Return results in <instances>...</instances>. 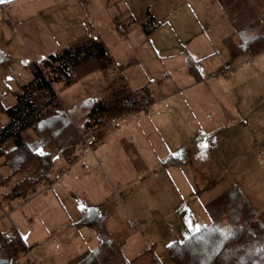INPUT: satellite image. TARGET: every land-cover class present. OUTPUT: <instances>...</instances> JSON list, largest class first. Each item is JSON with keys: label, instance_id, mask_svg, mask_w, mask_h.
Wrapping results in <instances>:
<instances>
[{"label": "rangeland", "instance_id": "rangeland-1", "mask_svg": "<svg viewBox=\"0 0 264 264\" xmlns=\"http://www.w3.org/2000/svg\"><path fill=\"white\" fill-rule=\"evenodd\" d=\"M105 2L106 5L108 3L107 9L101 7L103 1L98 0H17L0 7V97L3 104L13 106L20 85L31 79L27 64L72 45L81 37L95 39L106 44L108 54L118 65L132 58L137 61L144 59L141 66L136 67L129 62L123 70L135 81L136 88L151 85L156 95V85L160 78L163 79V98L175 95L171 98L173 101L170 99L171 103L168 102L169 107H165V120L195 122L188 112L192 110L203 129L228 127L216 139H224L219 142L223 154L225 145L230 148L227 155L212 159L215 172L208 173L202 169L203 155L200 151L193 153L189 144L182 146L184 154L173 152L170 160L165 159L163 166H157L153 174H158L155 178L163 193V225L147 223L153 210L160 209V205L156 204L155 198L151 199L149 194L140 191L144 187L141 181L137 183L139 189L136 186L134 197H128L119 191L114 177L100 158H92L88 152L81 156V161L89 160L82 163L86 172L79 174L75 181L71 179V189L63 196L66 200L62 198L67 207L72 201L84 205L91 201L94 203L97 184L106 187L108 198L110 194H118L120 223L127 240L123 248L119 247L121 254L106 264L112 261L111 264H126L152 244L156 245L159 262L172 264L167 253L171 243L184 241L202 227L223 225L221 214L215 213L209 219L205 217V208L200 200L207 204L214 195L215 198L229 187H242L252 200L255 211L250 208L255 218L264 221V52L254 57L243 55L236 58L228 53L223 43L226 36L240 29H252L254 34L264 30V0H242V7L247 9L242 15L231 13L229 8L234 13L236 9L231 2L232 7H229L227 0V5L219 0ZM239 5L237 12H240ZM130 11L131 15L123 18ZM141 12L146 15L145 23L141 26L132 23L133 27H130L128 21ZM240 16L241 21L237 18ZM152 17L155 20H151ZM93 19L99 21L97 26L92 25ZM119 19L124 31L119 29ZM88 21L90 25H86ZM159 23H163V29L155 30L150 35L151 40H145L148 33L143 28L152 30ZM235 39L238 41V37ZM119 71L114 65L98 73V76H103V89H108ZM75 86L80 88L78 95H82V82ZM56 89L63 97V91L68 88L57 86ZM89 95L96 94L90 92ZM183 98L189 107L183 103ZM164 101L167 102L166 99ZM88 103L83 105L87 108ZM89 107L91 110V104ZM143 113L140 112L139 116ZM137 115L129 118L138 122ZM6 121V115H1L0 124ZM177 132L172 130V134ZM172 134L169 139L173 142L182 139L174 141ZM25 135L34 138L35 132L28 129ZM179 144L176 143L177 146ZM39 151L47 152L46 149ZM194 157L199 159L194 161ZM174 158H180L179 163ZM170 166L173 169H165ZM6 167L4 163L0 165V232H12L24 243L22 257L17 264H36L34 261L39 264H76L78 261V264L86 261L99 264V257L95 256L97 261L89 259L88 250L79 252L72 248L80 243V240H74L79 232L75 226L62 224L52 228L44 215L34 213L35 203L28 199L30 195L26 198L28 200L6 196L11 191L4 178ZM79 168L82 165L78 164L74 170ZM29 173L17 175L19 182ZM11 179L13 184L16 178ZM204 180L212 183L211 191L199 194L198 200L196 190L202 189ZM235 189L238 188L233 187L231 192ZM227 195L219 197L210 207L217 212L225 204L223 200ZM50 198L55 200L50 193L42 195L36 202L43 203L44 208H51ZM235 204L241 206L239 202H233L232 208L237 207ZM105 207L108 209L111 204L106 203ZM126 209L133 213V218L123 215ZM81 232L89 239L86 232ZM110 243L113 246L117 244L115 241ZM87 244L91 241L88 240Z\"/></svg>", "mask_w": 264, "mask_h": 264}, {"label": "crops", "instance_id": "crops-1", "mask_svg": "<svg viewBox=\"0 0 264 264\" xmlns=\"http://www.w3.org/2000/svg\"><path fill=\"white\" fill-rule=\"evenodd\" d=\"M91 1L93 2V0ZM98 1H103L101 7L107 9L108 3L106 5L105 0ZM93 6H95V4H93ZM129 15H131V11L124 14L123 18ZM145 19L146 15L144 12H141L140 15L138 14L135 17L133 16L132 19L128 21V24L130 27H133L131 26L132 23L139 24V26H141L145 23ZM151 20H155V18L152 17ZM77 22H80V20H77ZM98 22L99 21L96 19H93L92 25L97 26ZM118 23H122V20L119 19ZM83 24L85 25V23ZM86 25H90V22L88 21ZM143 29L145 33H148V35L145 36V40H151L152 36L150 35L157 29H163V23H159L158 25L155 24L152 30L145 28ZM85 39L87 38L81 37L74 44L72 43V45H68L67 47L74 46L81 40ZM111 58L113 63L109 67L99 69L80 81L83 85V90L81 91L82 95H78L80 88L75 86L76 84L67 87L68 89L66 88L67 90L63 91V97L59 95L57 89L56 92L62 102L64 109L73 121L79 135L81 132L97 131V140L95 145L93 148L88 149L83 154V156L89 154L92 158H100L102 164H106L110 174H112L114 177L119 191L123 192L128 197H134L135 193L137 192V183L138 181H141L142 186L144 187L140 191L149 194L151 199L155 198L156 204L158 206L160 205V209L158 207L153 210L151 216L148 217L149 221H147V223L163 225V193L158 188L157 179L155 178L158 174H153L154 170L157 168V166H163V161H167L165 159H169L173 152L184 154L185 150L182 148V146L189 144L190 148H193V153L200 151V154L203 155L202 169L208 173L212 171L215 172L213 169L214 165L212 164V159H216V157L222 155H227L230 150V148L227 147L228 145H225L223 154L221 152V148L219 147V142L220 140L224 139L217 138V140L216 136L222 134L228 127H222L221 129H215L214 127L212 129H203L200 127L201 124L197 121L192 110H189L188 112L191 114L190 119L195 120V122L187 121L185 123H180L174 121L173 119L165 120L164 116L167 111L165 110V107H169V103H171L169 101L172 96L175 95H168L169 97L163 98V79L160 78L156 85V95L153 94L154 87L151 85H144L142 87L136 88L135 86L137 84L135 81L123 73V70H125V67L129 65V62L134 64L136 67L141 66L140 63H143L144 59L137 61L135 58H132L129 60V62L125 61L121 65H118L112 56ZM114 65H116L120 71L109 83L110 86L108 85V89H103V85L101 83L103 76L102 74H99L98 76V73H100V71L109 70ZM151 80L152 78L150 81ZM146 88L147 91H143V89ZM90 92H94L96 95L90 96ZM129 94H136L139 99L143 97V100L150 104L149 111H143V116L137 117L138 122L131 120V118L127 119L126 121L122 122L121 127L117 130L103 131L101 127H98L96 124L97 120L92 116L89 105L91 104L92 109L94 101H100L106 97L123 98ZM165 99L167 102L164 101ZM171 101L173 100L171 99ZM85 102H89L87 108L85 105H83ZM183 103L188 107L190 106V104L186 102L184 98ZM172 130H178L179 132L175 134L173 133V135ZM171 134L173 135L174 141H177L181 138L182 139L178 142H173L172 139H169ZM176 143L180 144L177 146ZM80 144L81 140L76 141L73 151L69 156H66L62 153L55 154L53 175L56 178L49 185H45L43 182L39 183L35 187L36 192L31 195V199L35 203L34 213L38 216L44 215L51 224L52 228H56L62 224H67V227L75 226L79 232L76 233L74 240H80V243L77 244V246H72V248H74V250L78 249L79 252H82L84 249V251L88 250V252H90L88 253L90 254L89 256H97L101 259V261H98L99 264H106L112 258L114 261V259L121 254V249H119V247L123 248L127 240L125 238V232L123 228H121L122 224L120 223V205L118 204V194H116L117 196L115 193L110 194V198H108L106 187L97 184L95 187L94 203L91 201L89 204L84 205L80 202L74 203L72 201V203L69 204V207H67L63 200V196H65L66 193L71 189V186L69 185L71 179L74 178L75 181L79 174L81 175L82 173L86 172V170H83V168L85 161H89L88 159L85 158L84 161H81V158L83 157L82 156L74 162V157L76 152L79 150ZM204 145H207V147H204ZM12 147V142H7L5 145L6 149H11ZM46 150L47 152H51L54 149ZM198 159L199 158L197 157L193 158L194 161H197ZM147 163H149L150 166ZM78 164L82 165V168L74 170ZM183 164L184 163L181 165L183 166ZM169 168L173 169L171 166L165 169L167 170ZM3 171H5L6 176L10 174L7 167ZM28 173V171H25L21 173L20 176L24 174L27 175ZM12 178H16V181L13 184H11L12 179L8 181L9 186H11V190L19 183V178L17 175L13 176ZM211 184V182L204 180L202 189L196 190L198 200H200L199 194L211 191ZM233 187L239 189L244 199L254 210L252 200L248 197L245 190L240 186ZM233 187H229L228 189L224 190L215 198L214 195L207 204L200 200L202 206L205 208L206 218L209 219L211 216H214L215 213L218 215L221 214L220 219H222L221 221L223 222V225H227L231 224L233 221H236L238 218L243 219L246 217L247 210L245 206H243V212L240 213L237 212V210H241V208L237 209V204V207L232 208L233 199H224L223 201H226L225 204L221 206L217 212H215L213 208L210 207V204L212 202L215 203L219 197L229 194V191H231ZM192 188L195 187L192 186ZM137 189H139L138 186ZM104 191L106 193L105 197ZM50 193L55 196V200L52 198L49 199V204L52 205L51 208H44L43 203L38 204L36 202V200H39L42 195H48ZM159 196L160 200L157 201V197ZM100 197L103 198L101 199ZM208 199H210V196ZM106 203H110L111 207L106 209ZM81 205H84L86 209H95L96 214L95 216L91 217L92 222L88 223L85 221L86 212L88 211H82ZM214 208L216 207L214 206ZM128 210L129 209H126L124 211L125 214H122L133 218V213ZM157 215H159L158 218ZM150 219L155 220L150 221ZM81 231L86 232L89 236V239ZM161 236L163 237V230H161ZM88 240L91 241V244H87ZM96 240L97 243L95 244ZM111 241H115L117 244L113 246L112 243H110ZM105 243L106 245H104ZM95 261L97 260L95 259ZM34 262L39 264L37 261ZM78 262H76V264H78Z\"/></svg>", "mask_w": 264, "mask_h": 264}, {"label": "trees", "instance_id": "trees-1", "mask_svg": "<svg viewBox=\"0 0 264 264\" xmlns=\"http://www.w3.org/2000/svg\"><path fill=\"white\" fill-rule=\"evenodd\" d=\"M219 1L227 5L226 0ZM227 2L229 7H232L230 2L234 4L236 9L234 13L233 9L229 8L231 13H246L247 9L242 7V0ZM238 3L240 12H237ZM237 18L242 20L241 16ZM236 33H231L223 40L232 57H254L264 52V30L254 34L252 29H240ZM112 63L104 42L94 39L81 40L74 46L63 47L40 61L27 64L26 68L32 77L20 85L13 106L6 107L0 97V116L4 114L7 118L6 122L0 124V165L4 163L10 168V174L3 177L9 181L13 176L30 171V174L6 195L8 198L20 197L24 200L36 192L35 187L39 183L51 184L56 178L53 175L55 154L69 156L76 141L80 140L73 121L57 95L56 87H70ZM143 91H147V88ZM147 106L150 104L145 102L143 97L139 99L136 94L123 98L106 97L93 102L91 114L100 127L113 118H121ZM28 129L35 132L34 138L25 135ZM7 142H12L11 149L5 148ZM41 149L54 150L43 152L41 155ZM174 159L179 163V158ZM231 191L226 198L233 199L235 203L239 202L241 206L237 209L243 210L245 206L246 217L238 218L224 226L202 227L184 241L171 243L167 247V253L172 264H264V221L255 218L254 212L238 189ZM93 210L86 212L85 221L88 223L92 222L91 217L96 214L95 209ZM3 247L23 251L24 243L12 232H0V248ZM155 249L156 245L152 244L126 264H161ZM89 259L95 257L89 256ZM81 264H88V261Z\"/></svg>", "mask_w": 264, "mask_h": 264}, {"label": "built area", "instance_id": "built-area-1", "mask_svg": "<svg viewBox=\"0 0 264 264\" xmlns=\"http://www.w3.org/2000/svg\"><path fill=\"white\" fill-rule=\"evenodd\" d=\"M5 5H0V7H4ZM119 29H121L122 31H124V27L123 25H121V23H119ZM149 109V107H145L142 110H137L135 112H132L128 115H125L123 117H119V118H113L110 121H108L105 126L102 128V130H111V129H118L121 126L122 120L129 118L131 115L134 114H138L137 116H139L140 112L143 111H147ZM97 131L95 132H81V140L82 143L79 147V150L76 152V157L75 159L81 157L88 149L93 148V146L96 143L97 140V135H96Z\"/></svg>", "mask_w": 264, "mask_h": 264}, {"label": "flooded vegetation", "instance_id": "flooded-vegetation-1", "mask_svg": "<svg viewBox=\"0 0 264 264\" xmlns=\"http://www.w3.org/2000/svg\"><path fill=\"white\" fill-rule=\"evenodd\" d=\"M22 257V251L17 248H0V264H17Z\"/></svg>", "mask_w": 264, "mask_h": 264}, {"label": "snow or ice", "instance_id": "snow-or-ice-1", "mask_svg": "<svg viewBox=\"0 0 264 264\" xmlns=\"http://www.w3.org/2000/svg\"><path fill=\"white\" fill-rule=\"evenodd\" d=\"M5 2V0H0V3ZM204 147H207V145H204ZM41 155H43V152H40ZM81 210H87V211H94L93 209H86V207L84 205H81ZM25 240H27V237H24Z\"/></svg>", "mask_w": 264, "mask_h": 264}, {"label": "water", "instance_id": "water-1", "mask_svg": "<svg viewBox=\"0 0 264 264\" xmlns=\"http://www.w3.org/2000/svg\"><path fill=\"white\" fill-rule=\"evenodd\" d=\"M14 1H17V0H5V2L0 3V5H8V4H10V3L14 2Z\"/></svg>", "mask_w": 264, "mask_h": 264}, {"label": "bare ground", "instance_id": "bare-ground-1", "mask_svg": "<svg viewBox=\"0 0 264 264\" xmlns=\"http://www.w3.org/2000/svg\"><path fill=\"white\" fill-rule=\"evenodd\" d=\"M148 107H149V106H148ZM147 111H149V109H148ZM105 124H106V123H105ZM105 124H104V125H102V126H100V127H101V129H102L104 126H105ZM121 125H122V123H121ZM120 127H121V126H120ZM120 127H119V128H120ZM119 128H118V129H119ZM114 130H117V129H114ZM81 143H82V140H81ZM80 145H81V144H80ZM82 156H83V155H82ZM75 157H76V154H75ZM75 157H74V158H75ZM79 158H81V157H79ZM79 158H77V159H74V161H77ZM226 253H227V252H226Z\"/></svg>", "mask_w": 264, "mask_h": 264}]
</instances>
